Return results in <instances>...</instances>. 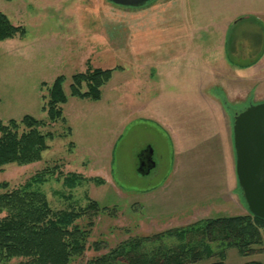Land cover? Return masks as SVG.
<instances>
[{
	"label": "rangeland",
	"instance_id": "rangeland-1",
	"mask_svg": "<svg viewBox=\"0 0 264 264\" xmlns=\"http://www.w3.org/2000/svg\"><path fill=\"white\" fill-rule=\"evenodd\" d=\"M0 12L26 30L23 38L0 42V120L29 115L45 121L42 96L59 76L67 97L65 122L42 130L54 139L41 160L0 168V194L52 170L32 189L44 194L53 212H78L90 202L105 209L76 221L89 234L83 253L68 264H91L142 238L138 255L159 245L203 244L211 256L206 248L186 264L219 262L221 243L188 230L207 219L249 214L235 175L232 124L235 114L264 102V0H152L140 7L106 0H0ZM88 68L114 70L98 102L70 95L72 76ZM190 94L202 95L192 105L208 110L210 122L185 120ZM211 96L222 104L217 117ZM214 137L215 152L197 153ZM148 148L156 167L140 175L138 159ZM189 157L196 159L195 171H186ZM216 159L213 183L210 163ZM71 174L82 182L68 189L63 179ZM186 175L199 183L186 182ZM260 233L262 243L252 255L224 249L222 264H264ZM126 257L112 264H124ZM0 264L34 263L18 257Z\"/></svg>",
	"mask_w": 264,
	"mask_h": 264
},
{
	"label": "trees",
	"instance_id": "trees-1",
	"mask_svg": "<svg viewBox=\"0 0 264 264\" xmlns=\"http://www.w3.org/2000/svg\"><path fill=\"white\" fill-rule=\"evenodd\" d=\"M25 35L26 30L22 26L13 25L8 17L0 12V42L23 38ZM113 71L88 68L84 73L73 75L70 95L81 100L100 101L101 88L109 82ZM64 81L63 76L57 77L47 88V95L42 96L45 102L42 111L47 115L45 121L29 115L18 121L0 120V168L10 164L26 166L41 160L42 153L49 148L47 141L54 139V134L44 133L42 130L58 121L65 122L62 112V106L67 103L63 91ZM83 85L86 91H82ZM43 86L46 84L42 83L41 87ZM46 174L52 175L53 172L42 171L27 185L0 194V214H3L0 218V259L6 261L23 257L34 264H68L72 262V258L83 253L89 233L81 230L76 221L88 211L97 212L105 209H98L97 203L90 202L85 209L78 212H53L44 194L32 189V186L44 183ZM80 182L82 178L75 174L63 179V185L68 189L75 188ZM260 231H264V220L250 214L207 219L188 230L190 234L199 233L207 239L211 237L208 239L209 242L221 243L219 245L223 249L217 254L220 260L213 264L223 263V250L228 248H236L242 256L252 255L254 252L252 247L262 243ZM143 240L146 241V238L135 239L130 244L122 243L107 255L95 258L91 264H112L124 256H127V259L123 258L124 264H186L188 259L196 260L203 257L207 248L201 247L203 244L198 248H192L176 243L169 244L170 246L163 245L164 248H161V245L154 249L147 248L144 253L138 255L135 249ZM211 254L212 250L209 247L206 255Z\"/></svg>",
	"mask_w": 264,
	"mask_h": 264
},
{
	"label": "water",
	"instance_id": "water-1",
	"mask_svg": "<svg viewBox=\"0 0 264 264\" xmlns=\"http://www.w3.org/2000/svg\"><path fill=\"white\" fill-rule=\"evenodd\" d=\"M122 7H140L152 0H106ZM232 140L237 184L247 212L264 220V102L235 114ZM146 153V158L141 155ZM139 156L137 172L147 175L154 167L152 150Z\"/></svg>",
	"mask_w": 264,
	"mask_h": 264
},
{
	"label": "crops",
	"instance_id": "crops-1",
	"mask_svg": "<svg viewBox=\"0 0 264 264\" xmlns=\"http://www.w3.org/2000/svg\"><path fill=\"white\" fill-rule=\"evenodd\" d=\"M236 78H240V75H239V73H237V76H236ZM202 94V93H201ZM199 95L198 96V94H196L195 95V98H194V96H192L191 94H190V98L188 99V101H186V103L183 105L184 107H189L190 109H188L190 112H187V113H185V115H186V117H185V120H187L188 121V123H192L193 121L194 122H196V123H199V124H201V123H208V122H210V120H211V117H209V113H208V110H206V111H203L202 110V105H200L199 103H195V104H193L192 105V100L194 101V100H196V102L197 101H199L200 99H202V95ZM158 98H160V95H158L157 96ZM211 97H213L214 98V96H211ZM209 99V98H208ZM208 99L206 100V101H208ZM210 100H212L211 101V104L210 105H212V108H216V109H214V110H211L212 111V116L214 115V116H219V115H217V111L219 110V108H221L222 107V104H220V102L218 103L216 100H215V98L214 99H212V98H210ZM205 102V101H204ZM209 102V101H208ZM207 102V103H208ZM197 105H199V106H197ZM210 105H208V106H210ZM191 109H192V111H191ZM195 109V110H194ZM218 109V110H217ZM220 111V110H219ZM224 114H226V116H227V113H225V111H224ZM224 114H222V119L224 120L225 118H224ZM220 115H221V113H220ZM227 118V117H226ZM213 119H216L215 117H213L212 118V120ZM171 135H172V132H171ZM186 135H193V133L191 134V133H186ZM206 146H199L196 150H197V153H200L202 156H209V153H213V151L215 152V150H216V148H218V144H217V141L215 140V137L214 138H212V139H210V138H207L206 139ZM196 148V147H195ZM217 152V151H216ZM191 155V154H190ZM196 155H198V154H196ZM196 160V159H195ZM194 158H192V157H189L188 159H187V161H185L186 162V164H188V167H186V171L188 172V171H195V168H193V165H194ZM211 167H210V171H212V177H211V181L213 182V183H216V180L218 181V177L215 175L217 172H218V164H217V159L215 160V161H211ZM195 166V165H194ZM156 167V165L154 164V167L152 168V169H154ZM151 169V170H152ZM203 172V171H202ZM150 173V172H149ZM202 178H204L205 179V177H202ZM186 179L187 180H185L186 182H188V181H191L192 183H199L198 181H193L192 179H190L189 177H188V175H186ZM205 180H209V177L207 176V178L205 179Z\"/></svg>",
	"mask_w": 264,
	"mask_h": 264
},
{
	"label": "flooded vegetation",
	"instance_id": "flooded-vegetation-1",
	"mask_svg": "<svg viewBox=\"0 0 264 264\" xmlns=\"http://www.w3.org/2000/svg\"><path fill=\"white\" fill-rule=\"evenodd\" d=\"M146 156H147V154L144 153V154L141 155V158H142V159H143L144 157L146 158Z\"/></svg>",
	"mask_w": 264,
	"mask_h": 264
}]
</instances>
